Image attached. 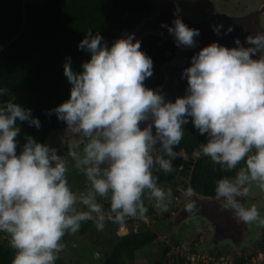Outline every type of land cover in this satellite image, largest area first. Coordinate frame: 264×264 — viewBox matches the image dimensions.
<instances>
[{
  "label": "clouds",
  "instance_id": "obj_1",
  "mask_svg": "<svg viewBox=\"0 0 264 264\" xmlns=\"http://www.w3.org/2000/svg\"><path fill=\"white\" fill-rule=\"evenodd\" d=\"M179 13L177 4L172 25L161 27L177 47L194 49L200 30L190 28ZM223 27L212 25L217 35ZM233 31L229 25L224 34ZM234 43L214 41L196 52L182 72L185 94L173 101L146 86L153 60L134 33L109 46L99 32L87 29L78 48L90 59L74 71L71 57L66 58L70 97L48 110L65 125L66 156L31 136L19 146L22 123L36 129L42 124L31 108L15 102L14 93L0 87V233L14 250L11 264H56L66 234L77 233L88 221L103 231L107 221L123 225L143 219L145 197L159 213L168 212L172 189L159 186L154 169L168 174L174 160L187 159L176 149L189 122L207 137L199 145L203 156L224 172L235 170L216 181V200L234 210L238 223L264 227L256 204L242 203L253 186L264 193V31L248 34L243 42L236 37ZM69 158L85 177L82 190L69 184ZM192 193L189 187L187 194ZM185 211L196 214V202L186 203ZM192 256L198 254L187 257L192 261Z\"/></svg>",
  "mask_w": 264,
  "mask_h": 264
},
{
  "label": "trees",
  "instance_id": "obj_2",
  "mask_svg": "<svg viewBox=\"0 0 264 264\" xmlns=\"http://www.w3.org/2000/svg\"><path fill=\"white\" fill-rule=\"evenodd\" d=\"M155 10L156 0H46L40 4L0 0V87L14 93L15 102L31 108L33 116L42 124L40 129L29 127L26 122L20 125L21 148L27 136L48 144L49 136L65 126L55 114L49 116L48 110L70 97L71 85L64 75L66 58L71 57L74 71H81L82 62L90 59V53L78 48L87 29L91 28L93 34L99 32L110 46L122 34L132 33ZM135 39L153 60V76L145 84L149 88H159L166 80L164 68L176 59L178 47L173 38L155 33ZM206 140L207 137L201 136L189 122L176 149H182L187 159L174 160V170L168 174L154 169L159 186L172 189V198L180 197L189 187L202 196L215 197L216 181L225 175H235V170L224 172L203 154L194 156ZM101 203L106 210L109 208L107 201ZM145 206L148 208L146 215L158 219L156 209L146 197ZM91 223H83L80 234H86ZM146 226L141 222L136 231L114 235L116 241L112 238L108 242L110 249L104 253L100 264H193L185 255L172 256V246L158 240V234ZM198 232L191 240L192 245L204 235L202 228ZM68 240L66 234L62 243L66 246ZM174 243L182 242L177 238ZM150 246L153 254L138 260L136 253ZM191 252L201 253L195 248ZM62 253L56 264H69ZM14 254L9 243L0 242V264H11Z\"/></svg>",
  "mask_w": 264,
  "mask_h": 264
},
{
  "label": "rangeland",
  "instance_id": "obj_3",
  "mask_svg": "<svg viewBox=\"0 0 264 264\" xmlns=\"http://www.w3.org/2000/svg\"><path fill=\"white\" fill-rule=\"evenodd\" d=\"M46 0H23L25 4H40L43 3ZM181 2V3H180ZM179 2L180 8L187 16L195 18H201L204 15H207L209 12H211L214 7L211 6L210 3L217 2L221 5L220 0H181ZM224 2V0H223ZM230 6V4H228ZM221 5V10L222 9ZM156 9H157V0H156ZM134 32V31H133ZM129 34V33H127ZM126 34H122V36H125ZM182 48L178 47L177 57L175 61H180L179 58L182 59V53L180 52ZM173 61V62H175ZM177 61V62H178ZM182 62V61H181ZM48 144L51 147H54L58 150L59 154L61 156H66L68 147L67 143H62V141L59 139L57 132L51 134L49 136ZM201 151L198 150L194 156L197 157L201 155ZM74 162L69 158V172H68V180L70 186L73 188V190H82L85 186V177L73 167ZM193 194V193H192ZM190 197L187 194V191L183 190L181 193V196L178 198H172L170 209L168 212L165 213H159L156 210L155 216H158L154 218L153 216L145 215L143 219L135 218V219H128L125 224L123 225H117L113 224L111 221H107L105 224V228L103 231H97L95 224L92 222L86 231V234H80L78 231L77 233L73 235H69V240L66 243L65 249L62 253V256L69 264H100V260L104 256V253L110 249V244L108 243L112 238H114L113 242H115L116 237L115 236H122V231L130 232L136 231L139 229L141 222H144L147 224L146 227L153 230L158 234V240H161L162 242H166L167 244H170L172 246V256L174 255H181V256H188L189 254H192L193 249L196 250L199 249L200 254H198L196 260H193V264H202V261H205V257H201L200 255L205 254L204 250L199 247V244L194 243L192 245V238L196 237L200 231V228L205 226V222L196 218H191L187 220V222L179 223L178 226H175L173 228L170 227V223H168V219L172 216L176 215L181 209L183 208L182 202L187 203L190 200ZM105 202V201H100ZM147 202L151 205L154 204L153 201H150L147 199ZM258 226L257 228H259ZM206 228V227H205ZM245 234L248 235H256L254 231L252 232H245ZM209 236V233L207 234L204 232V235H202V238L200 239V243L202 241L206 240ZM179 239L182 243H174L175 239ZM8 237L4 233H0V242L1 243H8ZM198 242V243H199ZM243 242V241H242ZM228 245H224L223 247L220 246L221 254H226L224 256H221V259L224 261V264H229V261H233L232 258L228 257L227 255L229 251H233L236 255L235 245L232 241L228 242ZM185 246V247H184ZM190 246V247H189ZM153 247H147L143 250H140L136 253V258L139 260L144 255L153 254L152 252ZM207 255V254H206ZM219 261V260H217ZM198 262V263H197ZM205 264H211L207 263L205 261ZM218 264V263H215Z\"/></svg>",
  "mask_w": 264,
  "mask_h": 264
},
{
  "label": "water",
  "instance_id": "obj_4",
  "mask_svg": "<svg viewBox=\"0 0 264 264\" xmlns=\"http://www.w3.org/2000/svg\"><path fill=\"white\" fill-rule=\"evenodd\" d=\"M177 8V2L175 0H157V9L155 13L149 17H146L135 29L134 33L137 38L142 37L148 33H155L164 37L172 36L166 27H161L162 24L172 25L175 19L174 12ZM180 8V7H179ZM179 15L182 17L184 23L190 28H196L200 30V35L197 37L198 46L194 49H187L185 52V60L180 64H167L164 68L166 73L165 82L156 89L162 90L166 94V99L175 100L177 96H183L187 88V80L182 78L183 69L190 66L191 57L198 52L204 46L216 41L222 45L228 47H235L234 40L236 37L243 42L248 34L251 32L237 31L235 27L238 24L239 18L236 16L228 15L225 13L216 12L211 14L206 19L195 21L184 15L180 9ZM223 24L221 29V35H217L212 28L214 24ZM231 25L234 29L230 34H224L226 29ZM242 28L241 25L237 26ZM252 34V33H251ZM65 126L57 131L59 139L66 141L68 138L64 136ZM261 196L262 193L258 188L253 186V190L249 196ZM258 198V197H257ZM195 201L197 204L198 212L194 215H190L185 211V206L181 210V218L187 219L190 217L202 216L206 218L213 226V235L211 245L220 244L223 242L232 241L236 246L240 245V237H255L258 235V225H253L249 228L243 223H238L234 217V210L227 209L225 204L217 201L216 198L202 196L193 192V196L188 202ZM246 199H242V203L245 204ZM187 202V203H188ZM258 201H253L249 204L258 205ZM262 216V212H261ZM254 231L256 235H246L245 232ZM122 235L128 233L122 231ZM238 243V244H237ZM242 245V244H241Z\"/></svg>",
  "mask_w": 264,
  "mask_h": 264
},
{
  "label": "flooded vegetation",
  "instance_id": "obj_5",
  "mask_svg": "<svg viewBox=\"0 0 264 264\" xmlns=\"http://www.w3.org/2000/svg\"><path fill=\"white\" fill-rule=\"evenodd\" d=\"M177 2V4L180 7L179 2L181 0H175ZM190 1V0H188ZM221 5H222V9L221 10V5L218 4L217 2H213L210 3L212 7H214V9L209 12L207 15H204L201 18H195V16H193L191 18L192 20L195 21H200L203 19H206L207 17H209L211 14L213 13H225L228 15H232V16H236V17H240L238 20V24L242 26V28L237 27L239 25H236L235 27L237 28V31H242V32H251L252 34H254L255 32H260V31H264V0H220ZM181 3V2H180ZM230 4V6L228 5ZM181 9V8H180ZM182 10V9H181ZM156 11V10H155ZM183 12V11H182ZM155 13V12H154ZM153 13V14H154ZM184 15H186L183 12ZM187 16V15H186ZM134 33V32H132ZM135 34V33H134ZM173 38V36H168ZM135 38H137V36L135 35ZM174 39V38H173ZM187 49H181L180 52L182 53V59H180V61H175V62H171L172 64H180L185 60V52ZM182 61V62H181ZM170 64V63H169ZM262 193V192H261ZM193 196V194L191 195V197ZM190 197V199H191ZM208 197V196H206ZM258 197V198H257ZM211 198H216L215 197H211ZM221 203L225 204V201L223 199L219 200ZM253 201H258V209L260 210V213L262 212V217H264V193H262L261 196H249L248 198H246L245 201V206H249L250 203H252ZM185 202H182V206H185ZM183 209V208H182ZM181 209V210H182ZM191 218H196V217H190L187 219H182L181 218V211H179L178 213H176V215L172 216V219L169 218L167 221L168 223H170V227L173 228L175 226H178L179 223H184L187 222V220L191 219ZM197 219H200L202 221H204L206 224L203 227L202 232H206L207 234L209 233V236L207 237L206 240L202 241V243H197L199 244V247H202V250H204V257H205V261L207 262L208 258H210V261H217V260H223L221 259V256H224L226 254H221L220 253V246H224V245H228V242H223L217 245H211V240H212V235H213V226L212 224L204 217L202 216H197ZM206 227V228H205ZM240 240L243 241L242 243L240 242L239 246L235 245V250H236V255H234L235 253H233V251H229L227 255L228 257L233 259V264H242L244 261L245 264H264V227H259L258 229V235L255 237H240ZM238 244V243H237ZM242 244V245H241ZM230 247V246H229ZM207 254V255H206ZM205 261H202L203 263H205Z\"/></svg>",
  "mask_w": 264,
  "mask_h": 264
},
{
  "label": "built area",
  "instance_id": "obj_6",
  "mask_svg": "<svg viewBox=\"0 0 264 264\" xmlns=\"http://www.w3.org/2000/svg\"><path fill=\"white\" fill-rule=\"evenodd\" d=\"M196 258H197V257L192 256V259H195V260H196ZM192 261H193V260H192ZM224 262L226 263V262H228V261L221 260V261H216L215 263H218V264H224ZM197 263H198V262H197ZM215 263H214V264H215ZM229 264H232V262L229 261Z\"/></svg>",
  "mask_w": 264,
  "mask_h": 264
}]
</instances>
